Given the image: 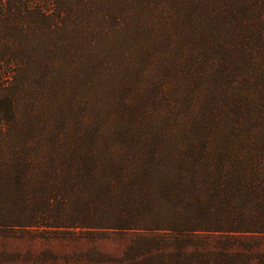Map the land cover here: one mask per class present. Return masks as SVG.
<instances>
[{"label": "trees", "instance_id": "16d2710c", "mask_svg": "<svg viewBox=\"0 0 264 264\" xmlns=\"http://www.w3.org/2000/svg\"><path fill=\"white\" fill-rule=\"evenodd\" d=\"M4 1L0 226L131 237L0 264H264V0Z\"/></svg>", "mask_w": 264, "mask_h": 264}, {"label": "rangeland", "instance_id": "374dc122", "mask_svg": "<svg viewBox=\"0 0 264 264\" xmlns=\"http://www.w3.org/2000/svg\"><path fill=\"white\" fill-rule=\"evenodd\" d=\"M52 0H50L51 2ZM56 3V0H54ZM4 0H0V22L1 17L5 14L3 13L4 10H1L2 7L4 8ZM33 7H36V2L31 4ZM104 13V12H103ZM29 16V15H27ZM30 18V19H29ZM29 22L26 16H15L14 21L18 26H25L29 25L31 22L34 26H40L41 28H45L47 30L48 23L42 20H36L32 17H29ZM34 20V21H33ZM36 21V22H35ZM40 23V24H39ZM4 24L0 23V30L3 28ZM84 30L80 32H75L72 34L74 42L72 44L73 54L72 57L67 61L72 69L74 60H71L74 56V53L77 55L80 51V39L86 35V33H90L89 30L92 28L91 26L83 25ZM55 33L51 35H43L38 39H34V43H38L41 41L48 40L50 42H56V26H55ZM91 35V33H90ZM80 36H82L80 38ZM47 47L52 50V46L47 43ZM56 49V48H55ZM42 60H47L49 57L46 55H41ZM25 59V58H24ZM54 64H58L59 62L56 60V54L53 56ZM71 60V61H70ZM26 61V60H24ZM16 67V65L11 66ZM17 68V67H16ZM20 69L26 72L24 67H19ZM5 67L3 64H0V90L3 87H6L12 80L11 72L4 75L3 70ZM6 71V70H5ZM4 71V72H5ZM22 71V70H21ZM56 73V72H55ZM25 85V84H24ZM22 87L21 91L13 92V97L16 101L15 107L18 111L21 112L19 117H24V111L27 108H33L39 110V107L43 106V101L38 99L36 95L31 94L28 89ZM32 97L36 100L32 101ZM34 103V104H32ZM56 98L52 99V102L49 103V108H45L49 110V116L45 117V121H49V125H55L54 113L56 112ZM41 118H36L37 121H40ZM21 122H17V125H20ZM43 125V124H40ZM223 132V130L221 131ZM225 132H228V128L226 126ZM36 137L39 138V135L36 134ZM1 139V137H0ZM2 141V139H1ZM43 227H26V226H7L2 225L0 226V253L4 255H17L20 260L25 259H32L34 257H43L48 259H56L59 257L60 261H63V258L70 254L76 253H90L101 256L102 258H106L107 255L109 257H117L119 256L124 248L126 247L127 243L130 241L131 234L126 233L125 235L123 232H116V231H107V230H96V232L90 233L86 230L75 229V232L65 233V234H54V233H45L43 232ZM128 234V235H127ZM5 257V256H3Z\"/></svg>", "mask_w": 264, "mask_h": 264}]
</instances>
